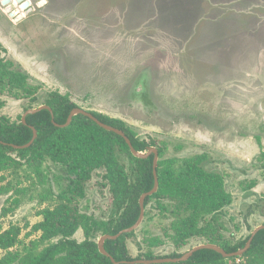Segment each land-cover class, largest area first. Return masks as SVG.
<instances>
[{"label": "rangeland", "instance_id": "374dc122", "mask_svg": "<svg viewBox=\"0 0 264 264\" xmlns=\"http://www.w3.org/2000/svg\"><path fill=\"white\" fill-rule=\"evenodd\" d=\"M30 2L32 11L18 22L0 4V59L34 87L21 95L0 84V117L20 120L51 91L68 94L78 108L119 118L138 139L162 148L160 161L199 158L205 170L220 174L231 195L218 216L223 239L242 240L262 224L264 0ZM116 155L131 179L132 160L122 148ZM43 166L49 178L42 182L24 171L0 177V189L6 187L0 190V232L19 228L16 243L0 248V264H19L28 250L56 240H43L35 224L53 207L65 172L50 158ZM99 174L85 183L76 207L106 219L112 204L107 189L97 187ZM160 211L155 201L144 208L135 235L126 239L130 256L148 249L159 257L183 254L206 243L200 235L182 246L172 243L165 233L169 216ZM149 235L164 242L148 248L143 238ZM72 238H85L81 227Z\"/></svg>", "mask_w": 264, "mask_h": 264}, {"label": "trees", "instance_id": "16d2710c", "mask_svg": "<svg viewBox=\"0 0 264 264\" xmlns=\"http://www.w3.org/2000/svg\"><path fill=\"white\" fill-rule=\"evenodd\" d=\"M4 82L7 89H18L21 95L31 93L34 88L28 84L26 75L5 69L0 59V84H5ZM45 104L51 111L42 108L27 114L25 122L21 119L12 121L9 117H0V177H3V171L6 170L15 175V178L20 171H24L31 178L36 177L39 182L45 181L49 175L43 163L50 158L64 170L66 180L53 207L44 208L42 220L35 224L41 231L43 240H56L39 250H28L19 258L18 263L115 264L99 252L97 237L102 234L114 235L136 222L140 212L138 199L143 192L153 187V154L147 158L134 157L120 135L103 129L80 113L74 115L67 126H57L55 123L64 124L69 112L77 107L68 94L51 91ZM89 112L102 122L123 130L137 151L146 152L149 147L154 146L150 141L138 139L121 119L92 110ZM32 127L36 129L37 136L30 146H11L29 142L33 135ZM117 147L122 148L134 164L131 179L117 158ZM157 150L158 156L161 155L162 148L157 147ZM98 170L101 171L100 174ZM156 171L158 189L145 198L144 208L151 201H155L160 212L169 216L170 223L165 233L172 243L182 246L190 237L200 235L204 237V242L218 244L226 252L236 251L245 245L249 235L242 240L229 242L218 232L221 227L218 216L231 202V195L225 191L220 174L205 170L199 164V158L183 159L178 165L173 160L158 159ZM94 172L101 176L97 182L98 189L102 191L106 188L110 195L112 208L106 219L93 218L81 213L76 207L78 199L84 194L85 183ZM48 190L51 193L50 188ZM17 201L18 198H13L11 203L15 205ZM11 207H4L3 210ZM79 227L85 236L82 241L72 238ZM18 231L19 228L13 226L0 232V248L13 246L17 241ZM135 233L132 231L115 239H105L104 250L116 261L158 258L149 249L136 257L129 255L126 239ZM143 242L149 248L163 243L164 240L149 235L143 238ZM181 255L174 251L161 257ZM239 257H246L247 264H264V228L257 231L247 250L237 257H223L215 250L204 248L193 252L185 261L152 264H230L228 261Z\"/></svg>", "mask_w": 264, "mask_h": 264}, {"label": "water", "instance_id": "95a60500", "mask_svg": "<svg viewBox=\"0 0 264 264\" xmlns=\"http://www.w3.org/2000/svg\"><path fill=\"white\" fill-rule=\"evenodd\" d=\"M0 4L3 7V11L13 20L18 22L19 20L23 19V17L27 16L31 11H32V7H31V2L30 0H0ZM42 108H47L48 110L51 111V108L49 106H47L46 104H43L37 108H33V109H29L26 110L25 113L22 116V122H25V116L27 114L30 113H34L39 109ZM83 114L85 116H87L88 118H90L92 121H94L98 126L102 127L105 130L108 131H112L115 134L120 135L125 143L127 144L131 154L134 157L137 158H147L150 154H153V159H152V173H153V178H154V183H153V187L147 191V192H143L139 199H138V203H139V208H140V212H139V216L138 219L136 220V222L128 227V228H124L122 230H120L118 233L114 234V235H110V234H102L99 236V239L97 240V246H98V250L101 254L107 256L110 258V260L113 263H118V262H122V263H130V264H152V263H164V262H180V261H185L187 260L192 254L193 252L199 250V249H212L215 250L216 252L220 253L223 257H233V256H240L242 255L247 248L249 247L254 235L257 233V231H259L260 229L264 228V224H260L259 226L255 227L252 232L249 235V238L247 239L245 245L233 252H226L221 246H219L218 244H214V243H201L198 245L193 246L191 249H189L187 252L183 253L181 256L178 257H158V258H152V259H145V258H141V259H134V260H123V261H116L108 252H106L103 248V242L105 239H115L117 238L119 235L123 234V233H128V232H132L134 231L139 224L141 223L143 216H144V200L147 196L153 194L154 192L157 191L158 189V176H157V162H158V150L155 147H149L148 150L146 151V153L144 154L143 152L137 151L132 143L131 140L129 139V137L124 133L123 130L114 127L110 124L104 123L101 120H99L96 116H94L91 112H89L88 110L82 109V108H78L75 107L73 108L68 116L67 119L65 121L64 124H57L55 123L57 126H67L72 117L76 114ZM33 135L32 138L29 140V142L25 143L24 145H14L11 144L12 147L14 148H26L28 146H30V144H32V142L34 141V139L37 136V132L36 129L33 128Z\"/></svg>", "mask_w": 264, "mask_h": 264}]
</instances>
